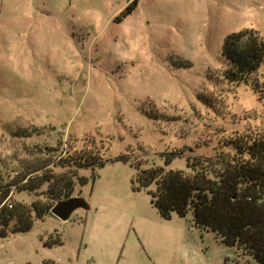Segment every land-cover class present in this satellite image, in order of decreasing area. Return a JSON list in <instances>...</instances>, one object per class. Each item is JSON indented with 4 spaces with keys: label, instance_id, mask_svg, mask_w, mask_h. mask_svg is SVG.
I'll list each match as a JSON object with an SVG mask.
<instances>
[{
    "label": "rangeland",
    "instance_id": "1",
    "mask_svg": "<svg viewBox=\"0 0 264 264\" xmlns=\"http://www.w3.org/2000/svg\"><path fill=\"white\" fill-rule=\"evenodd\" d=\"M124 3L0 0V186L14 188L7 205L42 199L20 187L43 163H57L60 150L103 160L73 171L84 179L73 197L87 208L66 222L47 215L29 232L0 239V264H224L238 257L194 228L190 213L161 218L148 195L154 185L135 190L132 182L136 165L187 173L186 156H234L233 139L264 132V105L252 87L223 75L229 35L254 30L264 40V0H209L206 8L140 0L117 23ZM250 81L264 86V64ZM180 150L185 156L166 160ZM53 170L56 178L67 172ZM54 234L62 244L45 246Z\"/></svg>",
    "mask_w": 264,
    "mask_h": 264
},
{
    "label": "trees",
    "instance_id": "2",
    "mask_svg": "<svg viewBox=\"0 0 264 264\" xmlns=\"http://www.w3.org/2000/svg\"><path fill=\"white\" fill-rule=\"evenodd\" d=\"M135 6L136 1H133L115 20L121 22ZM223 55L230 65L223 74L224 79L228 83L249 84L264 105V86L250 81L264 64V40L260 35L254 30L229 35L224 41ZM230 145L235 150L234 156L219 155L212 161L186 156L187 173L165 171L155 165L149 168L136 165L133 188L148 191L154 185L155 190H149L148 195L161 218L170 219L172 214L185 218L190 213L194 228L211 232L223 244L235 248L237 259L241 257L253 264H264V132L253 137H238ZM60 152L64 154L57 163L51 168H47L49 163H43L33 170L39 174L29 177L20 187L19 192L36 194L42 199L30 205L16 202L8 208L9 186H0V239L29 232L35 221L51 214L55 204L73 197L75 182L84 183L83 177H77L73 171L103 164L102 158L89 159L87 151L72 153L71 148H67ZM189 152L193 154L194 150ZM180 156H185L183 150L169 154L166 160ZM117 160L127 162L126 157ZM54 168L67 172L56 178ZM34 181L37 183L33 184ZM43 186L45 190L40 191ZM61 244L54 234L48 237L45 246ZM237 259H226L224 264H242Z\"/></svg>",
    "mask_w": 264,
    "mask_h": 264
},
{
    "label": "water",
    "instance_id": "3",
    "mask_svg": "<svg viewBox=\"0 0 264 264\" xmlns=\"http://www.w3.org/2000/svg\"><path fill=\"white\" fill-rule=\"evenodd\" d=\"M79 208H87V205L80 197H70L55 204L50 213L59 220L66 222L71 214Z\"/></svg>",
    "mask_w": 264,
    "mask_h": 264
},
{
    "label": "crops",
    "instance_id": "4",
    "mask_svg": "<svg viewBox=\"0 0 264 264\" xmlns=\"http://www.w3.org/2000/svg\"><path fill=\"white\" fill-rule=\"evenodd\" d=\"M133 1H136V6H137L138 3L140 2V0H125L124 5H126V4L129 5V4H131ZM208 1H209V0H186V2H187L188 5H192V3L195 2L194 5H196V7H200V8H206V7L208 6ZM128 5H127V6H128ZM136 6H135V7H136ZM123 11H124V10H123ZM123 11H122V12H123ZM120 14H121V12H120ZM120 14H119V15H120ZM119 15H118V16H119ZM125 18H126V17H125ZM125 18H124V19H125ZM124 19H123V20H124ZM115 21H116V20H115ZM116 22H117V21H116ZM121 22H122V21H121ZM121 22H117V23H121ZM51 215H52V214H51Z\"/></svg>",
    "mask_w": 264,
    "mask_h": 264
},
{
    "label": "built area",
    "instance_id": "5",
    "mask_svg": "<svg viewBox=\"0 0 264 264\" xmlns=\"http://www.w3.org/2000/svg\"><path fill=\"white\" fill-rule=\"evenodd\" d=\"M13 192H14V188H11V189L9 190L10 195H12ZM8 208H12V205H11V204H8Z\"/></svg>",
    "mask_w": 264,
    "mask_h": 264
}]
</instances>
